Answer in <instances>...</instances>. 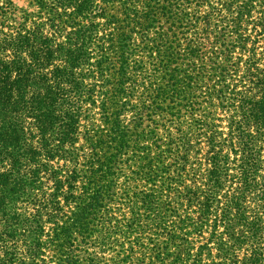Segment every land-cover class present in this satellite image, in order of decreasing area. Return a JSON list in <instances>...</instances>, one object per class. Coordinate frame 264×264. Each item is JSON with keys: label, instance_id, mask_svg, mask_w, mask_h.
Returning a JSON list of instances; mask_svg holds the SVG:
<instances>
[{"label": "trees", "instance_id": "16d2710c", "mask_svg": "<svg viewBox=\"0 0 264 264\" xmlns=\"http://www.w3.org/2000/svg\"><path fill=\"white\" fill-rule=\"evenodd\" d=\"M103 250L264 264V0H0V264Z\"/></svg>", "mask_w": 264, "mask_h": 264}, {"label": "rangeland", "instance_id": "374dc122", "mask_svg": "<svg viewBox=\"0 0 264 264\" xmlns=\"http://www.w3.org/2000/svg\"><path fill=\"white\" fill-rule=\"evenodd\" d=\"M93 253V251H91ZM95 253H97V257L101 258V261L99 262V264H109V262H111L110 258L113 257L114 255V252L112 251H109V250H103L101 252L99 251H96ZM167 264H172L171 261H167L166 262ZM156 264H159V262H156Z\"/></svg>", "mask_w": 264, "mask_h": 264}]
</instances>
